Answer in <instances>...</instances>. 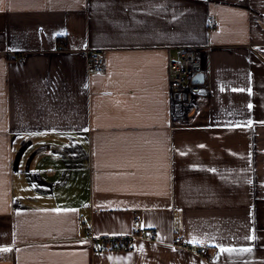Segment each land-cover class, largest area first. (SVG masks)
Here are the masks:
<instances>
[{"label":"crops","instance_id":"crops-1","mask_svg":"<svg viewBox=\"0 0 264 264\" xmlns=\"http://www.w3.org/2000/svg\"><path fill=\"white\" fill-rule=\"evenodd\" d=\"M187 45L206 92L169 88ZM178 235L264 264V0H0V264H206Z\"/></svg>","mask_w":264,"mask_h":264},{"label":"built area","instance_id":"built-area-1","mask_svg":"<svg viewBox=\"0 0 264 264\" xmlns=\"http://www.w3.org/2000/svg\"><path fill=\"white\" fill-rule=\"evenodd\" d=\"M216 21L213 17L208 18L209 28H214ZM206 47L190 46L180 47L178 49V57L169 60L168 64V85L170 89H190L194 92H206L208 90L207 67L204 60ZM87 63L90 69L97 74H101L105 70V54L103 49L85 48ZM202 76L201 82L194 81L195 77ZM89 242L90 249L94 252L106 254L112 251L128 252L134 243V240L141 238L146 241L156 240V230L149 229L146 232H141L140 220L134 219L133 230L128 234L120 235H105L99 236L92 231L85 234ZM172 246L174 248L185 249L194 252L206 264H216L219 259L220 249L218 247L198 248L191 247L182 235L175 237Z\"/></svg>","mask_w":264,"mask_h":264},{"label":"water","instance_id":"water-1","mask_svg":"<svg viewBox=\"0 0 264 264\" xmlns=\"http://www.w3.org/2000/svg\"><path fill=\"white\" fill-rule=\"evenodd\" d=\"M202 79H203V77L200 75V76L195 77L194 81L201 82Z\"/></svg>","mask_w":264,"mask_h":264}]
</instances>
